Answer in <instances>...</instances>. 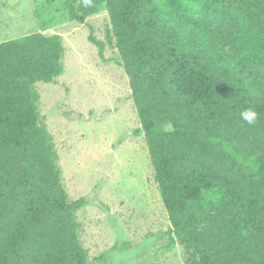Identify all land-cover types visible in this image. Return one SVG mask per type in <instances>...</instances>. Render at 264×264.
<instances>
[{"label":"trees","instance_id":"16d2710c","mask_svg":"<svg viewBox=\"0 0 264 264\" xmlns=\"http://www.w3.org/2000/svg\"><path fill=\"white\" fill-rule=\"evenodd\" d=\"M76 2L80 23L106 7L169 246L186 264H264V0ZM64 51L60 35L0 43V264H89L85 202L67 197L35 92L63 75Z\"/></svg>","mask_w":264,"mask_h":264},{"label":"rangeland","instance_id":"374dc122","mask_svg":"<svg viewBox=\"0 0 264 264\" xmlns=\"http://www.w3.org/2000/svg\"><path fill=\"white\" fill-rule=\"evenodd\" d=\"M82 15L76 0H0V43L36 33L63 39V75L35 92L67 197L85 202L76 221L89 264H186L184 248L169 246V216L106 7L84 23Z\"/></svg>","mask_w":264,"mask_h":264},{"label":"clouds","instance_id":"9594fccd","mask_svg":"<svg viewBox=\"0 0 264 264\" xmlns=\"http://www.w3.org/2000/svg\"><path fill=\"white\" fill-rule=\"evenodd\" d=\"M84 5L91 6L90 0H83ZM240 118L249 125H254L258 119V113L253 108H247L240 113Z\"/></svg>","mask_w":264,"mask_h":264}]
</instances>
